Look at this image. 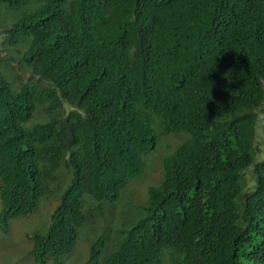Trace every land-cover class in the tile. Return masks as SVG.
Segmentation results:
<instances>
[{"label":"trees","instance_id":"16d2710c","mask_svg":"<svg viewBox=\"0 0 264 264\" xmlns=\"http://www.w3.org/2000/svg\"><path fill=\"white\" fill-rule=\"evenodd\" d=\"M161 134L159 184L85 264H264V0H0V231L58 197L35 264Z\"/></svg>","mask_w":264,"mask_h":264},{"label":"rangeland","instance_id":"374dc122","mask_svg":"<svg viewBox=\"0 0 264 264\" xmlns=\"http://www.w3.org/2000/svg\"><path fill=\"white\" fill-rule=\"evenodd\" d=\"M183 138L180 134L160 135L155 149L144 156V174L129 182L123 198L103 205L95 215H90L91 218L87 213L84 223L78 227V237L72 251L61 257L62 264H85L89 246L94 240L100 236L105 239L116 238V230L123 227L126 220L133 215L134 208L146 200L148 187L159 184L162 178V157L172 152ZM57 201L56 195L41 199L35 211L10 220L7 232L0 231V264H35L28 255L31 247L28 235L46 228ZM91 207L92 202L86 201V212Z\"/></svg>","mask_w":264,"mask_h":264}]
</instances>
